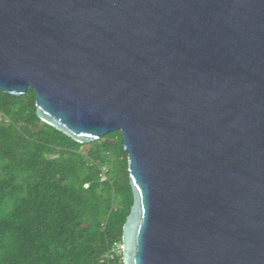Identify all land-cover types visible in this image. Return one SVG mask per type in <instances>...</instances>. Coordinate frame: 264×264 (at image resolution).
I'll list each match as a JSON object with an SVG mask.
<instances>
[{
	"label": "water",
	"instance_id": "1",
	"mask_svg": "<svg viewBox=\"0 0 264 264\" xmlns=\"http://www.w3.org/2000/svg\"><path fill=\"white\" fill-rule=\"evenodd\" d=\"M28 88L122 133L123 264H264V0H0V92Z\"/></svg>",
	"mask_w": 264,
	"mask_h": 264
},
{
	"label": "trees",
	"instance_id": "2",
	"mask_svg": "<svg viewBox=\"0 0 264 264\" xmlns=\"http://www.w3.org/2000/svg\"><path fill=\"white\" fill-rule=\"evenodd\" d=\"M35 99L0 92V264H123L112 251L133 203L122 133L79 143Z\"/></svg>",
	"mask_w": 264,
	"mask_h": 264
},
{
	"label": "built area",
	"instance_id": "3",
	"mask_svg": "<svg viewBox=\"0 0 264 264\" xmlns=\"http://www.w3.org/2000/svg\"><path fill=\"white\" fill-rule=\"evenodd\" d=\"M102 179H105V176H102ZM113 252H115L117 255H121L122 254V245H116V247L112 250Z\"/></svg>",
	"mask_w": 264,
	"mask_h": 264
}]
</instances>
